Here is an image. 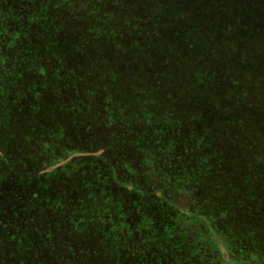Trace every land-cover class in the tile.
I'll return each mask as SVG.
<instances>
[{"label":"trees","instance_id":"obj_1","mask_svg":"<svg viewBox=\"0 0 264 264\" xmlns=\"http://www.w3.org/2000/svg\"><path fill=\"white\" fill-rule=\"evenodd\" d=\"M261 189L264 0H0V264H229Z\"/></svg>","mask_w":264,"mask_h":264},{"label":"rangeland","instance_id":"obj_2","mask_svg":"<svg viewBox=\"0 0 264 264\" xmlns=\"http://www.w3.org/2000/svg\"><path fill=\"white\" fill-rule=\"evenodd\" d=\"M35 59L38 60V55L36 53V56L33 57ZM42 61L44 60V58L42 57L41 59ZM46 61V60H44ZM143 85H146L145 83ZM166 84L163 83V86H165ZM147 86V85H146ZM134 91H133V98L135 100L138 101H148L151 100V91L148 92H143L142 94L147 95L145 97H136L134 95ZM166 95V92H162V95ZM153 95V94H152ZM155 97V96H154ZM155 99H158L157 97H155ZM138 114V113H135ZM138 116V115H136ZM137 120V118H135ZM143 120L136 122L137 125H142L143 124ZM98 155V153L96 154ZM240 173H244V168L242 167L241 170L239 171ZM155 175V174H153ZM156 176H158L156 174ZM247 176H241V180L243 182H249L250 180L245 179ZM238 180V176L236 177H231V181H236ZM258 180H263L262 178H259ZM245 193L246 196L249 197L250 200H253L254 198L251 197V194L249 195V193L247 192V188H243L242 189ZM261 191H264L263 189H261ZM255 192V191H253ZM258 193L260 194V191H258ZM242 195V194H240ZM234 196L236 197V195L234 194ZM263 196H259V200H261ZM246 198V197H245ZM183 201H181V205L185 206L188 203V200H186V198L182 197ZM247 199V198H246ZM256 203V202H255ZM235 208H232L231 214H230V218H233V214H234ZM207 216L209 217V219H213L212 223H211V227L213 229V239L215 241L216 240H220L222 242H224V237H227V230L228 228L230 229V231L232 232L231 234V243L233 240V244H231L234 247H238V249L236 250V255H237V259L235 257H233L231 255V253L227 250V248L225 247L224 243H220L221 245V249L220 252L222 251L223 253V258L224 260H226L227 262H229V264H264V217H262V219H253V224L254 226H250V225H242L239 226L237 224V227L235 226L234 221H230V224H220L218 222V220L216 218H214V215H210V212L207 213ZM216 219V220H215ZM232 220V219H231ZM251 222V221H249ZM222 225H226L225 228L222 227ZM252 225V222H251ZM243 228V229H240ZM223 230H226V232H224ZM203 236L205 237V235L201 232H198V235L195 234V237L198 239L203 238ZM210 236V234L208 235ZM169 238L168 236L165 237V239L161 240L160 244H161V250L162 253H167L168 251L171 252L172 251V239ZM168 245V247H167ZM122 249L118 250V254L122 257L123 261H129L132 262V259H136L138 255L135 254V252H131L130 250H128L125 248L126 245L125 244H121ZM217 253V252H216ZM171 254H176V250L174 249ZM220 254V253H219ZM221 255V254H220ZM216 258V257H215ZM248 260V261H246ZM223 261V260H222ZM251 261V262H250ZM224 262V261H223ZM258 262V263H256Z\"/></svg>","mask_w":264,"mask_h":264}]
</instances>
